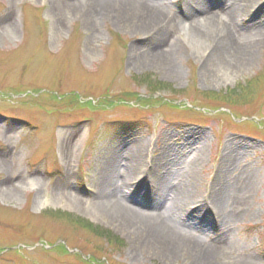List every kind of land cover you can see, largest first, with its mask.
<instances>
[{
  "label": "rangeland",
  "instance_id": "1",
  "mask_svg": "<svg viewBox=\"0 0 264 264\" xmlns=\"http://www.w3.org/2000/svg\"><path fill=\"white\" fill-rule=\"evenodd\" d=\"M82 1L0 0V264H204L202 247L212 244L222 247L220 264L248 256L264 264V46L249 63L212 71V41L181 28L157 43L116 10L93 26L83 8L57 14L58 4ZM167 1L176 17L186 9L185 0ZM250 21L238 19L237 32L247 33ZM136 145L140 153L131 155ZM163 150L184 162L200 150L189 184L201 203L216 196L224 156L237 159L223 178L235 222L221 227L203 204L196 214L206 227L184 228L200 249L145 244L101 207L98 175L131 164L124 203L154 211L148 195L157 176L177 184L184 168L163 167Z\"/></svg>",
  "mask_w": 264,
  "mask_h": 264
},
{
  "label": "bare ground",
  "instance_id": "2",
  "mask_svg": "<svg viewBox=\"0 0 264 264\" xmlns=\"http://www.w3.org/2000/svg\"><path fill=\"white\" fill-rule=\"evenodd\" d=\"M185 1L186 9L179 12L180 16L178 17L173 15L171 1L167 0H83L81 4L72 5V7L67 4L62 5L63 3L58 4L57 9H55L57 14L62 15L65 12L69 13L83 8L85 9L83 13L86 16V23L92 24V26L99 17L101 18L103 12L116 10L117 17L124 22L133 24L132 28L136 33L144 35L154 33L156 36L154 39L157 43L162 42L168 33L174 30L178 32L179 28L199 39H204V41L209 39L212 43L208 45L209 54L205 60H208V64L210 63L209 66L212 71L220 66L227 67L226 64L242 66L248 59L247 63H249L252 61L250 57L254 54L252 50L264 46V2L258 3L255 0ZM75 3L78 4V2ZM254 10H256L255 13H253ZM240 14L243 16L240 17ZM249 17L251 21L247 26L248 32L244 35L237 32L235 29L237 20H247ZM197 142H201V137H198L196 141H190V147L194 148ZM141 146L143 147V145ZM190 147L179 148L190 150ZM227 148L231 152L228 145ZM138 149L140 150L139 146L136 145L133 150L128 152L131 155L140 153ZM194 151L192 155L187 156L188 159L184 162L183 157L179 158L178 154L166 158L164 155L166 151L163 150L158 159V161L160 158L165 161V163L160 161L163 167L172 166L174 168L175 164L180 161L184 163V168H180L174 174L177 176L175 179L180 182L177 183L180 185L178 189L175 188L177 184L166 181L165 176H157L154 190L150 195L147 194L150 198L149 206L154 210L152 212L139 211V209L124 203V198L127 199L129 194L127 191L131 188L129 179L132 177L131 171L134 172L132 165L126 164L124 173L121 171L115 173V167L111 165L109 170H104L96 179V182L98 181L100 187L103 188L99 194L102 209L106 210L116 222L123 223L130 228H137L136 231L141 234V239L145 244L161 246L166 252L185 245H195L196 249H200L197 242L195 243L193 238L188 236L187 229L184 228L191 229L196 225L206 227V221L201 218V215L196 214L202 210L201 205L203 204L212 207L215 215L213 210L207 211L206 214L208 213L209 217L215 216L213 221H220L221 227L223 224L225 227L226 220L230 224L235 222L236 215L227 216L224 206L225 198L233 191L232 185H230L229 180L223 182V178L226 171L233 165L229 162L235 163L237 159L230 152L224 156L220 187L219 190L216 189L214 201L208 203L204 200V203H201L195 199L196 196L193 194L192 188L190 189L191 184H189L192 180L191 176L195 175L197 166L203 161V156L198 153L200 150ZM134 157L137 158L136 155ZM140 158L138 157L136 160L140 161ZM172 172L173 170L169 171L170 174ZM182 182L185 183L183 187ZM255 182L254 178L250 179L248 188L244 195L242 194L244 200L247 201V194L252 193L256 188ZM169 196L172 197L171 200H168ZM246 211L247 213L250 212L249 207L246 208ZM218 246V244H212L202 247L205 249L202 253L205 258L204 264H220L216 259L223 253L218 249H222V247ZM248 259L247 261H229L225 264H260V261L255 260L253 256H248Z\"/></svg>",
  "mask_w": 264,
  "mask_h": 264
},
{
  "label": "trees",
  "instance_id": "3",
  "mask_svg": "<svg viewBox=\"0 0 264 264\" xmlns=\"http://www.w3.org/2000/svg\"><path fill=\"white\" fill-rule=\"evenodd\" d=\"M68 217L72 218L73 216L72 215H68ZM73 219H75V217H73ZM76 221L82 223L85 227L90 228L91 230L92 229H96L97 230V228H93V226L90 223H87L84 220H81V219L77 218ZM103 235L108 236L107 232L104 233Z\"/></svg>",
  "mask_w": 264,
  "mask_h": 264
}]
</instances>
